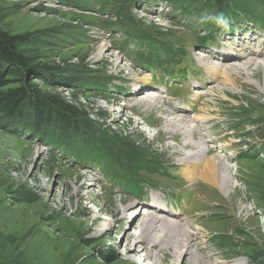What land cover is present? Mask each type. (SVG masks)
Returning a JSON list of instances; mask_svg holds the SVG:
<instances>
[{"label": "rangeland", "instance_id": "obj_1", "mask_svg": "<svg viewBox=\"0 0 264 264\" xmlns=\"http://www.w3.org/2000/svg\"><path fill=\"white\" fill-rule=\"evenodd\" d=\"M238 1L264 16V0ZM172 10L177 13L179 8ZM120 14L124 18L115 17ZM123 22L138 29L150 45L185 50L187 76L168 73L169 78L199 77L191 61L205 67L214 63L204 56L219 60L215 55L221 57L217 64L231 68L232 78L203 69L215 83L205 96L189 80L183 87L190 89L185 92L186 109L195 112L186 110L182 115L169 107L172 97L150 108L140 102L156 96L147 91L127 97L90 90L108 83L135 88L142 84L140 78H149L139 65L141 59L134 61L121 52L124 34L137 37L124 31ZM184 28L182 17L173 16L164 5L141 9L137 0H107L100 7L98 0H0V30L22 35L26 41L18 44L17 51L30 58L26 77L9 69L7 78L12 82L2 90L27 87L34 95L63 98L88 114L100 133L127 135V145L136 153L141 150L134 166L129 146L114 150L120 158L114 171L124 174L115 177L103 166L81 168L66 162L70 160L55 153L56 148L51 150L43 139L12 127L15 121L0 115V264H264V56L259 57L264 53V35L258 31L249 35L246 27L237 26L220 35L215 46L200 49L198 35ZM220 47L230 49L214 50ZM33 113L34 109L27 110L21 123H34L38 116ZM170 121L179 128L166 129ZM132 138L139 139L140 149L128 143ZM205 139L223 154H218L222 165L216 187L198 175L190 180L187 175L193 171H185L190 162L181 161L196 151V156H217L207 149ZM258 147L261 153L252 156ZM156 164L169 174L176 171V177L167 179ZM121 176L131 187L158 185L149 196L169 203L170 211L181 213V219L148 212L180 222L193 234L192 247L173 241L153 246L154 236L164 234L158 226L144 237V245L136 241L132 246L141 232L137 225L149 216L144 213V197L124 191ZM189 191L194 194L185 197L188 210L184 211L187 205L174 210L172 203Z\"/></svg>", "mask_w": 264, "mask_h": 264}, {"label": "trees", "instance_id": "obj_2", "mask_svg": "<svg viewBox=\"0 0 264 264\" xmlns=\"http://www.w3.org/2000/svg\"><path fill=\"white\" fill-rule=\"evenodd\" d=\"M106 1L107 0H98L99 7L104 6ZM125 1L127 3H132L135 0ZM137 1L138 3H153L156 0ZM163 1L171 3L174 8L178 7L181 12L188 15L191 13L190 10L209 12L210 15L221 12L226 15L227 12H232L235 16L242 14L252 19H258L264 23V16L258 14L254 7L242 4L238 0H232L234 3H227L225 0ZM192 5H195V8H191ZM115 17H120V19L124 18L121 14ZM126 25L127 23L123 22L124 31H129L131 33H135L136 36L148 39L146 36L140 34L141 32L138 29L128 28ZM197 37L199 40L197 43L198 45L205 41V35ZM25 41L26 40H24L22 35H10L0 30V115L4 116L7 121H15L16 124L19 122V125L15 124L12 125V127H16L20 131H26L29 134L33 133V135L43 139L49 148L56 147L58 148V152H62L66 156L75 157L79 160L89 161V159H92L102 161V166L106 171L110 172L113 176L115 173V177H120L117 173L121 174L122 172L119 170H117L118 172L114 171V168L120 160V158L116 156V152H114V150H116L118 146H129L125 141V139L128 138L127 135L117 136L112 131H104L103 133H100V126L94 124L88 118V114H82L67 100L59 98L56 95H34V91H30L27 87H20L17 89L8 88L5 91L2 90L3 87L12 82L10 81V78H7L8 73L6 71L10 69L9 73H14L22 78H25L26 72L30 71V58L17 51L18 44L25 43ZM157 47L162 48L163 46L157 45ZM168 51L169 50L167 49V52ZM3 71L6 73H3ZM74 81L75 80H72V82ZM93 87L95 88H91L90 90H105L107 84H100V86L96 84ZM33 109L36 111L38 116L36 120L34 119V123L32 121L29 124L28 121H26V123H21V121L25 118V112L27 110L32 112ZM35 115L33 113V117ZM45 128L46 131L43 130ZM67 131L70 132L68 133ZM129 142L130 144H136L138 149H140L139 147L141 143L139 139H128V143ZM77 145H80L81 147H76ZM133 150L134 147H132V145H130L129 148L127 147L128 155H133L135 157L131 166H134L136 162L139 161L137 156L141 155V150H139L138 153ZM157 166L158 164H156L155 167L157 168ZM124 169L126 170V167ZM121 177L122 178H120V180L123 181L125 185L127 178L126 176ZM125 186L128 188L130 193L135 194L138 191V187L135 185H132V187L129 186V182H127Z\"/></svg>", "mask_w": 264, "mask_h": 264}, {"label": "bare ground", "instance_id": "obj_3", "mask_svg": "<svg viewBox=\"0 0 264 264\" xmlns=\"http://www.w3.org/2000/svg\"><path fill=\"white\" fill-rule=\"evenodd\" d=\"M215 51H217V50H215ZM226 56H229L228 59L232 58V61H234L236 59L235 56H232V55H226ZM226 56H224V59ZM215 58H218L219 60L221 59V57H219V55H215ZM224 59H223V61H224ZM226 60H227V58H226ZM203 68L205 69V71L208 70L209 72L219 74V76H221L223 79L225 78L226 80L232 78V76H233L231 68L223 67V66H221V64H216V65L213 64L212 65L210 63V64H207ZM161 101L162 100L157 98V96L153 97L152 95H148L147 97L140 99V102H142V104L144 106H147L150 108H153L154 103L156 104L157 102H161ZM185 115H187V114L185 113ZM176 120L181 121L182 118L177 117ZM171 126H173V127L171 128ZM176 127L179 128V125L173 124V123H171V121L167 122L165 124L166 129L173 130V128L175 129ZM196 152L190 153V154H193L194 156L193 155H187L184 159L183 158L181 159L182 162H185V160H188L190 162V165L187 166L185 171L191 170V171H193L192 172L193 174L191 173V174L187 175V177L190 180L191 179L194 180V178L197 177V175H198V177L201 180H203L206 183L208 182L211 186L214 185L216 187V185L218 184V176H217L218 170L217 169H218V165H222V161L220 160V158H218V155L217 156L215 155L214 157H210V156H207L206 154L201 155V153H200V155H199V153H198V155L196 156L195 155ZM192 156H193V160L194 159L196 160V158H197V160L196 161L191 160ZM195 171H198V172H197V174H195V176H193ZM149 206L153 207V202H150ZM149 209H151V208H149ZM148 211H150V210H148V208H144V213L147 212L148 213L147 215L149 217L145 220L140 221L139 225H137L140 228L141 232L136 237L135 241L130 243V244H132V246L134 245V243L136 241L141 242V244H140L141 246L144 245L145 244L143 242L144 237L146 235L149 236L151 234L150 231L157 228V226H158L159 229H161L164 232V234L160 235V236H157V235L154 236V241H156V242L153 243V246H155L156 243H158L161 246H164V244H166V242L173 241L174 243H178L179 246H183L186 248L192 247L191 242L193 240V234H189L187 232V230L182 227V224L180 222H174V220L169 221L168 219H166L164 217L158 218V217L152 215V213H150ZM173 236H177L178 237L177 240H174L172 238ZM182 237H183V239H182ZM165 246H169V245H165ZM146 253H147V255L149 254L148 251ZM215 263L220 264V262H216V261H215ZM230 264H241V263L239 261H235V262L230 263Z\"/></svg>", "mask_w": 264, "mask_h": 264}, {"label": "clouds", "instance_id": "obj_4", "mask_svg": "<svg viewBox=\"0 0 264 264\" xmlns=\"http://www.w3.org/2000/svg\"><path fill=\"white\" fill-rule=\"evenodd\" d=\"M204 20L212 21L216 25L221 26L225 29H227L229 25V18L225 16L222 12L221 13H216L213 15H208L204 17Z\"/></svg>", "mask_w": 264, "mask_h": 264}]
</instances>
